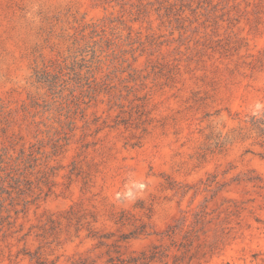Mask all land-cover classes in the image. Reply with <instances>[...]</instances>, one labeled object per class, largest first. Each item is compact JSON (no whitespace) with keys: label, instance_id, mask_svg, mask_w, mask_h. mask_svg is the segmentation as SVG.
Returning <instances> with one entry per match:
<instances>
[{"label":"rangeland","instance_id":"obj_1","mask_svg":"<svg viewBox=\"0 0 264 264\" xmlns=\"http://www.w3.org/2000/svg\"><path fill=\"white\" fill-rule=\"evenodd\" d=\"M93 40V96H43ZM263 109L264 0H0V264H264Z\"/></svg>","mask_w":264,"mask_h":264},{"label":"trees","instance_id":"obj_2","mask_svg":"<svg viewBox=\"0 0 264 264\" xmlns=\"http://www.w3.org/2000/svg\"><path fill=\"white\" fill-rule=\"evenodd\" d=\"M92 36L96 32L92 30ZM100 40H93L92 54L86 60L82 54L80 46L76 42L72 44L65 52L58 53L54 59L34 61L32 76L34 82L44 89L43 96L50 94L54 101L62 103L63 91L68 82L65 80V74L71 76L72 86L80 90L83 98H91L97 91V82L95 79L96 65L98 62L97 50ZM88 61V62H87ZM86 64V65H84ZM89 74L90 80L87 84L81 83L82 77ZM79 87V88H78ZM41 95L31 94L28 99L33 105H39ZM245 133H249L256 138L261 146H264V109L260 112L248 116L243 128ZM29 162L25 157L24 151L20 150L16 156L10 155L5 148H0V187L7 183L12 185V189L20 187V177L23 175V166ZM1 200V196H0Z\"/></svg>","mask_w":264,"mask_h":264}]
</instances>
